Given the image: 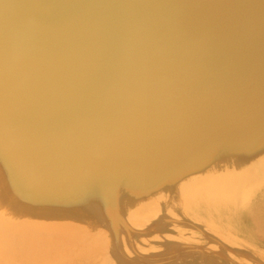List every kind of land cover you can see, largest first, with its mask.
Returning a JSON list of instances; mask_svg holds the SVG:
<instances>
[{"label": "water", "instance_id": "95a60500", "mask_svg": "<svg viewBox=\"0 0 264 264\" xmlns=\"http://www.w3.org/2000/svg\"><path fill=\"white\" fill-rule=\"evenodd\" d=\"M1 226L19 264H264V0H0Z\"/></svg>", "mask_w": 264, "mask_h": 264}, {"label": "bare ground", "instance_id": "6f19581e", "mask_svg": "<svg viewBox=\"0 0 264 264\" xmlns=\"http://www.w3.org/2000/svg\"><path fill=\"white\" fill-rule=\"evenodd\" d=\"M6 227V226H5ZM7 228V227H6ZM7 230H9L10 231V229L9 228H7ZM3 226H1L0 227V233H1V235L0 236H3V237H6V238H8L10 241H12V238L9 236V235H7L8 233V231H7ZM8 241V240H7ZM9 242V241H8ZM15 242V241H14ZM1 243H2V245H3V247L4 248H6L7 246H8V244L6 243V242H4V239H1ZM10 243V242H9ZM16 243V242H15ZM11 244V243H10ZM23 246L22 244H18V242L16 243V246ZM0 250H3L2 249V246H0ZM4 251V250H3ZM1 252V251H0ZM9 252V251H8ZM10 253V252H9ZM1 254H2V252H1ZM1 254H0V264H8V262H14V264H19V263H17V261H18V259H17V257L14 259V258H10L13 254L12 253H10V254H7V255H11L10 257H7V256H5L7 259H5L4 257H2L1 256ZM41 255H42V257L44 258V259H46L47 257H48V255L47 254H42L41 253ZM90 259H91V257L90 256H88V255H83V256H81L80 258H78L75 262H73V264H90L91 263V261H90ZM15 260V261H14ZM12 264V263H11Z\"/></svg>", "mask_w": 264, "mask_h": 264}]
</instances>
